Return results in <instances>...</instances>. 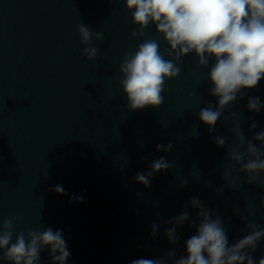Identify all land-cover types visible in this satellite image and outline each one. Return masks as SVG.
<instances>
[{"label": "water", "instance_id": "1", "mask_svg": "<svg viewBox=\"0 0 264 264\" xmlns=\"http://www.w3.org/2000/svg\"><path fill=\"white\" fill-rule=\"evenodd\" d=\"M81 23L104 33L102 43L92 42L99 51L91 61L76 31ZM134 31L125 0H0V225L20 218L13 242L16 233L51 227L68 245L66 264H131L172 250L179 259L196 228L178 227L175 245L165 229L193 198L222 219L229 245L247 234L249 223L264 228V186L231 171L227 155L237 145L236 123L246 140L264 130V107L247 109L250 97L264 105V78L242 89L243 98L224 109L210 132L198 113L218 104L209 94L214 60L201 68L190 53L177 64L180 74L165 81L162 105L132 111L120 85L125 53L149 39L161 54L169 47L151 23L143 36ZM217 136L226 138L223 147L214 143ZM169 143L170 151H157ZM161 157L172 167L154 173L150 187L136 182ZM258 183L264 185V173ZM56 185L67 195L49 191ZM72 195L84 202L70 204ZM187 211L198 224L197 210L188 204ZM251 254L256 261L264 255V237ZM40 264H51L47 249Z\"/></svg>", "mask_w": 264, "mask_h": 264}, {"label": "clouds", "instance_id": "2", "mask_svg": "<svg viewBox=\"0 0 264 264\" xmlns=\"http://www.w3.org/2000/svg\"><path fill=\"white\" fill-rule=\"evenodd\" d=\"M126 8L132 12V21L138 31L132 35L143 36L149 23L155 25L156 32L163 36L169 47L164 54L154 39L140 43L135 53H125L119 71L120 85L130 110H142L148 106L159 107L164 101L165 81L175 79L180 74L177 64L190 53L198 59V67L207 68L214 60L208 72L212 87L209 94L218 98L215 109L212 105L202 108L198 117L202 123L215 130L218 119L224 109L237 101L238 95H245L242 89L256 88L264 78V0H125ZM81 43L87 45L83 53L88 60H93L99 51L93 46V40L103 42V31H93L88 25H77ZM165 56L171 59H165ZM264 105L260 98L250 97L247 109L256 113ZM257 124L252 123L250 131ZM233 132L237 138L236 148L227 153L233 162L231 171L246 173L247 183L257 186L260 174L264 173V130L246 140L240 123H236ZM196 135V134H195ZM260 141L259 147L252 141ZM217 147L226 144V138L214 139ZM173 145H157V151H170ZM172 165L163 157L150 165L146 174L138 173L136 182L150 187V179L156 172L166 171ZM229 171L223 173L227 180ZM187 181H183L184 187ZM231 187V185H228ZM58 195H67L62 185L50 188ZM223 188L218 189L222 193ZM83 203L84 197L72 195L69 203ZM188 204L197 210L199 223L190 221ZM185 210L173 220L172 227L165 229L170 244L178 242V227L188 222L195 226V234L185 242L186 255L179 259L175 250L167 252L162 258H141L131 264H166L170 258L174 264H264V255L256 261L252 254L264 237V228L256 223L247 225V234L229 245L226 228L220 217L207 209L198 199H191ZM264 208V198L260 201ZM19 217H10L0 225V261L4 264H40L41 252L48 250L51 264H66L70 258L68 245L60 230L51 227L43 231L32 230L15 234L13 228ZM157 225H152L151 235L155 237Z\"/></svg>", "mask_w": 264, "mask_h": 264}]
</instances>
